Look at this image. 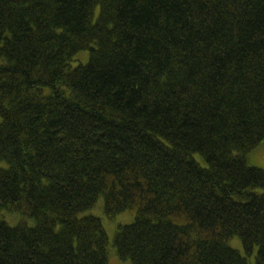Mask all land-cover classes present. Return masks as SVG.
<instances>
[{"label": "trees", "instance_id": "1", "mask_svg": "<svg viewBox=\"0 0 264 264\" xmlns=\"http://www.w3.org/2000/svg\"><path fill=\"white\" fill-rule=\"evenodd\" d=\"M263 142L264 0H0V264H264Z\"/></svg>", "mask_w": 264, "mask_h": 264}, {"label": "rangeland", "instance_id": "2", "mask_svg": "<svg viewBox=\"0 0 264 264\" xmlns=\"http://www.w3.org/2000/svg\"><path fill=\"white\" fill-rule=\"evenodd\" d=\"M82 54H85L87 56L88 53L83 52V53H81V55ZM196 157L198 159H200V157L198 155H196ZM248 161L252 165H255V166L264 170V142L261 145H259L257 148H255L253 151L249 152ZM5 212H6V214H5L6 220L9 221L10 223H13V225L21 217V215H19L17 213L14 214V213H10L8 211H5ZM91 213L102 218L103 225H104L107 233L110 236L111 242L114 241V235L116 233L118 226L121 224L122 225L129 224L134 219V217L131 215L132 214L131 211L119 213L113 218L107 217L105 214V210H104V201L103 200L99 203V205L97 207H95L93 210H91ZM231 245H234V244L231 243ZM236 248L241 249L239 247H236ZM113 252L114 251L111 250L110 254H109L110 259H111V263L112 264H121L117 260L118 256Z\"/></svg>", "mask_w": 264, "mask_h": 264}]
</instances>
